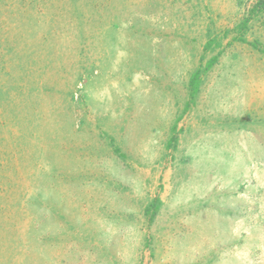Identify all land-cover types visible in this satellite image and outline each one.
Wrapping results in <instances>:
<instances>
[{
    "label": "rangeland",
    "instance_id": "rangeland-1",
    "mask_svg": "<svg viewBox=\"0 0 264 264\" xmlns=\"http://www.w3.org/2000/svg\"><path fill=\"white\" fill-rule=\"evenodd\" d=\"M0 0V264H264V5Z\"/></svg>",
    "mask_w": 264,
    "mask_h": 264
},
{
    "label": "trees",
    "instance_id": "trees-1",
    "mask_svg": "<svg viewBox=\"0 0 264 264\" xmlns=\"http://www.w3.org/2000/svg\"><path fill=\"white\" fill-rule=\"evenodd\" d=\"M260 5H264V0H258L256 6H254L253 9L256 10V8H258Z\"/></svg>",
    "mask_w": 264,
    "mask_h": 264
}]
</instances>
